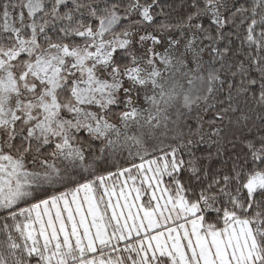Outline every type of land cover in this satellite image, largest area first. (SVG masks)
Returning <instances> with one entry per match:
<instances>
[{
	"label": "snow or ice",
	"instance_id": "snow-or-ice-1",
	"mask_svg": "<svg viewBox=\"0 0 264 264\" xmlns=\"http://www.w3.org/2000/svg\"><path fill=\"white\" fill-rule=\"evenodd\" d=\"M0 264H264V0H0Z\"/></svg>",
	"mask_w": 264,
	"mask_h": 264
}]
</instances>
